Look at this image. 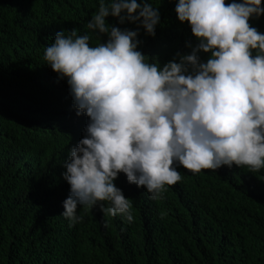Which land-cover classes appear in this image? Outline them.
Here are the masks:
<instances>
[{"label": "trees", "instance_id": "16d2710c", "mask_svg": "<svg viewBox=\"0 0 264 264\" xmlns=\"http://www.w3.org/2000/svg\"><path fill=\"white\" fill-rule=\"evenodd\" d=\"M147 2L161 21L155 37L140 29L146 60L163 65L177 52L190 54L197 38L179 21L178 0ZM98 7L99 0H0V264H264V169L193 174L177 165L182 180L166 185L159 200L121 173L115 183L131 199L132 223L100 206L78 207L84 219L73 226L61 216L70 192L63 162L88 117L77 115L44 49L59 31L90 33ZM249 23L264 33V16ZM99 42L92 34L91 46Z\"/></svg>", "mask_w": 264, "mask_h": 264}, {"label": "clouds", "instance_id": "9594fccd", "mask_svg": "<svg viewBox=\"0 0 264 264\" xmlns=\"http://www.w3.org/2000/svg\"><path fill=\"white\" fill-rule=\"evenodd\" d=\"M175 11L197 43L163 65L138 50L140 29L155 37L161 21L147 0H99L90 33L59 31L44 49L77 115L88 117L63 162L70 192L61 216L70 226L84 219L78 207L134 221L131 199L115 183L121 173L159 200L182 180L177 165L193 174L264 169V33L249 23L264 16V0H178ZM92 34L102 42L91 46Z\"/></svg>", "mask_w": 264, "mask_h": 264}]
</instances>
